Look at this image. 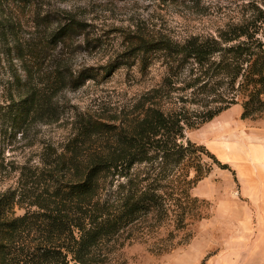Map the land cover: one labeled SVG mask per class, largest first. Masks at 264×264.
Returning a JSON list of instances; mask_svg holds the SVG:
<instances>
[{
	"label": "trees",
	"instance_id": "obj_1",
	"mask_svg": "<svg viewBox=\"0 0 264 264\" xmlns=\"http://www.w3.org/2000/svg\"><path fill=\"white\" fill-rule=\"evenodd\" d=\"M250 8V18L228 24L217 35L182 42L134 31V56L161 52L173 61L181 58V67L194 62L196 72L187 88L215 95L211 105L193 116L185 106L166 110L155 101L157 90L135 109L117 111L110 119L78 116L68 149L47 160L37 185L29 187L27 180L26 191L0 193V264H128L129 247L142 244L158 254L171 252L181 245L175 242L178 232L209 218L211 202L193 190L216 165L230 166L206 145L185 140V132L211 122L233 103L242 104L243 120L264 116V0H253ZM87 28L71 15L61 20L48 44H29L24 79L15 76L24 91L12 95L9 104L0 99V128L9 114L19 127L28 121H58L54 97L97 77L90 69L66 70L59 63L46 71L38 63V50L75 42ZM7 32V25H0V40ZM85 37L90 40L89 34ZM164 83L172 86L174 77ZM224 86L228 97L221 92ZM110 175L124 181L104 197L102 185ZM36 176L32 170L28 177ZM23 204L27 210L17 215L16 207Z\"/></svg>",
	"mask_w": 264,
	"mask_h": 264
},
{
	"label": "rangeland",
	"instance_id": "obj_2",
	"mask_svg": "<svg viewBox=\"0 0 264 264\" xmlns=\"http://www.w3.org/2000/svg\"><path fill=\"white\" fill-rule=\"evenodd\" d=\"M252 1L2 0L0 25H7L8 31L0 40L5 45L0 44L2 103L9 104L7 100L12 95L24 91L15 76L24 79V65L30 60L29 44H48L61 20L71 15L88 27L86 32L77 36L75 42H61L45 53L38 50V63L46 71L59 63L66 70L90 69L97 77L78 89L66 87L54 97L60 116L56 122L28 121L19 127L18 119L9 114L0 128V193L26 191L27 180L29 187L37 185L47 160H56L68 149L74 122L81 114L94 113L110 119L117 111L135 109L139 101L156 96L157 90L160 94L155 101L166 110L185 106L193 116L195 111L206 109L215 95L187 88L192 71L196 72L194 62L181 67V58L173 61L161 52L145 58L142 54L134 56L130 38L135 36L134 31L157 38L168 36L178 42L193 36L217 35L228 24L250 18ZM87 34L90 40L85 37ZM169 75L175 81L170 87L164 83ZM221 92L228 97L227 86ZM242 111L241 103H233L211 122L185 132V140L206 145L221 163L230 166L223 169L216 165L193 190L194 195L211 202L209 218L178 232L175 242L181 245L171 252L158 254L142 244L129 247L128 264H264V206L251 204L242 196L235 165L228 162L225 154L226 144L233 143L234 154L241 158L243 129H252L264 120V116L243 120ZM32 170H37L36 177H28ZM122 181L118 175H110L102 185L104 197ZM23 205L16 207L17 215L27 210L28 204Z\"/></svg>",
	"mask_w": 264,
	"mask_h": 264
},
{
	"label": "crops",
	"instance_id": "obj_3",
	"mask_svg": "<svg viewBox=\"0 0 264 264\" xmlns=\"http://www.w3.org/2000/svg\"><path fill=\"white\" fill-rule=\"evenodd\" d=\"M243 133L241 158L234 154L233 143L226 144L225 154L228 162L235 165L242 196L251 204L264 206V120L252 129H243Z\"/></svg>",
	"mask_w": 264,
	"mask_h": 264
}]
</instances>
